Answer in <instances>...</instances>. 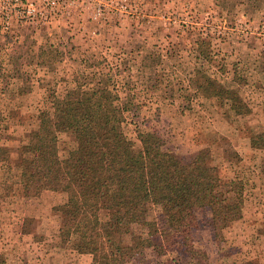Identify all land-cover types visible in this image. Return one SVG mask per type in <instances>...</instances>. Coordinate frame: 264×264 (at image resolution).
I'll return each mask as SVG.
<instances>
[{
	"label": "rangeland",
	"instance_id": "374dc122",
	"mask_svg": "<svg viewBox=\"0 0 264 264\" xmlns=\"http://www.w3.org/2000/svg\"><path fill=\"white\" fill-rule=\"evenodd\" d=\"M109 71L116 105L126 110L122 151L135 157L142 179L151 166L139 134L150 132L164 152L184 160L205 152L224 185L244 182L243 219L219 243L211 208L197 211L195 248L209 264H264V220L256 216L264 210V149L251 145L264 133V0H0V264H93V256H78L61 240L65 181L50 176L30 198L22 180L33 160L64 158L84 139L48 124L53 104L70 113L79 88ZM206 73L230 82L250 112L227 114L199 94ZM114 216L100 211L103 231ZM148 221L152 227L135 226L125 242L161 240L166 218L152 202ZM142 260L189 264L172 243L147 248Z\"/></svg>",
	"mask_w": 264,
	"mask_h": 264
},
{
	"label": "trees",
	"instance_id": "16d2710c",
	"mask_svg": "<svg viewBox=\"0 0 264 264\" xmlns=\"http://www.w3.org/2000/svg\"><path fill=\"white\" fill-rule=\"evenodd\" d=\"M201 56L206 60L204 51ZM114 78L111 71L95 73L96 83L79 88L80 99L70 113L61 103L53 104L48 124L59 133L83 135L84 139L64 158L33 160L32 175L22 180L25 197L40 196L50 176L64 180L62 190L68 201L58 209L63 217L61 240L74 254L93 256V264H143L147 248L156 249L159 243L181 248L189 264H209L206 252L194 246L192 233L199 226L196 213L211 208L214 239L222 243L223 232L243 219L244 182L224 185L220 169L209 162L205 152L184 160L164 152L150 132L139 134L144 161L151 166L142 179L135 157L122 151L127 143L123 128L126 110L116 105L120 97ZM196 88L204 97L222 103L227 114L250 112L245 103L236 101L233 85L220 82L214 73H206ZM261 135L260 141L251 138L253 149H264V133ZM151 202L164 211L167 228L160 231L162 239L126 243L125 237L135 226L152 227L148 221ZM102 210L115 211L104 231Z\"/></svg>",
	"mask_w": 264,
	"mask_h": 264
},
{
	"label": "crops",
	"instance_id": "0c3cea01",
	"mask_svg": "<svg viewBox=\"0 0 264 264\" xmlns=\"http://www.w3.org/2000/svg\"><path fill=\"white\" fill-rule=\"evenodd\" d=\"M257 201L259 202V200H255L254 202H255V204L257 203ZM264 202V201H263ZM261 203V202H260ZM256 216H260L261 217V220L263 219L264 220V214L263 215H261V213L263 212L264 213V210L261 212V211H259L258 212V209L256 210ZM258 218V217H257ZM260 237H261V239L263 240L264 239V233L263 234H260Z\"/></svg>",
	"mask_w": 264,
	"mask_h": 264
},
{
	"label": "built area",
	"instance_id": "2783aa9c",
	"mask_svg": "<svg viewBox=\"0 0 264 264\" xmlns=\"http://www.w3.org/2000/svg\"><path fill=\"white\" fill-rule=\"evenodd\" d=\"M82 1L88 3V2H91L92 0H82ZM95 1H98V0H95ZM51 4L54 5L55 2H52ZM100 9H101V7H99V10H98L99 12H100Z\"/></svg>",
	"mask_w": 264,
	"mask_h": 264
}]
</instances>
